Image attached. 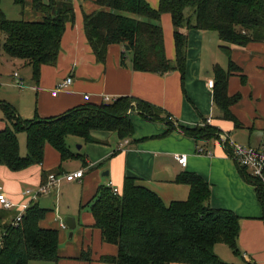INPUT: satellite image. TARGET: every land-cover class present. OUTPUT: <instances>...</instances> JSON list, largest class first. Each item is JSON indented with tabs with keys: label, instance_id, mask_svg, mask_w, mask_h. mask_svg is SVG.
I'll use <instances>...</instances> for the list:
<instances>
[{
	"label": "crops",
	"instance_id": "0c3cea01",
	"mask_svg": "<svg viewBox=\"0 0 264 264\" xmlns=\"http://www.w3.org/2000/svg\"><path fill=\"white\" fill-rule=\"evenodd\" d=\"M146 1L152 8H159L160 0ZM74 7L75 22L67 24L58 62L55 66L43 65L38 80L34 78L31 66L12 60L4 52L0 61V101L10 103L23 119L31 120L58 116L88 103L99 104L105 96L113 99L130 96L161 108L165 120L149 121L131 111L134 134L130 139L121 140L110 131H93L91 136L95 142L80 138L82 145L77 151L69 146L71 151L81 154L84 161L71 159L62 162L60 153L46 144L44 161L40 165L20 172L0 166V192L20 205L28 199L24 196L25 190L37 189L47 183L48 176L55 174L54 171L70 174L83 170L81 179L62 181L68 189H80L75 197L66 201L59 186L34 201L50 210L41 226L59 230L60 259L54 264H113L103 262L101 258L116 256L118 248L102 241L101 231L94 227L95 219L90 210L98 189L110 186L122 192L125 178L135 177L139 185L155 192L168 205L173 201H185L190 195L189 185L174 182L177 175L185 171L196 173L211 186L209 205L214 209L230 210L241 219L238 238L241 255L225 261L264 264L263 208L255 187L242 177L240 166L229 155L231 147L224 141L226 136L252 147H258L264 141V43L233 46L228 57L221 50L222 41L217 32L191 30L184 80L179 71L161 76L135 71L129 61V66L123 67L122 45L110 46L106 61L99 62L84 31V14H91L100 7L94 0H75ZM23 17L25 20L42 19V15L33 10L30 0ZM162 25L166 55L174 62L176 49L170 14H163ZM229 58L240 68L229 77L226 88L229 97H240L229 108L232 118L224 116L214 101V87H209V81H216L214 68L219 66L227 70ZM7 67L13 72L8 74L9 78L1 73V69ZM16 73L18 77H15ZM69 76L73 83L54 96L57 84ZM19 80L24 83L23 88L17 86ZM166 115L172 118L171 123L166 120ZM206 123L215 127L219 135L195 139L179 130L181 126L196 128ZM6 127L0 108V131ZM21 137L26 142V134L20 135V141ZM176 154L187 155L186 167L177 162ZM106 172L108 175L104 176ZM43 174L48 176L43 178ZM2 212L0 206V215ZM15 212L18 214L16 208L11 210V213ZM61 214H69L67 217L76 220L72 238H67L63 232L68 227L61 228V223L66 225ZM220 245L215 246L217 254L219 250L223 252Z\"/></svg>",
	"mask_w": 264,
	"mask_h": 264
},
{
	"label": "trees",
	"instance_id": "16d2710c",
	"mask_svg": "<svg viewBox=\"0 0 264 264\" xmlns=\"http://www.w3.org/2000/svg\"><path fill=\"white\" fill-rule=\"evenodd\" d=\"M0 0V30L5 34L4 52L12 59L31 66L36 80L43 65L55 66L68 23L75 22V0H30L41 20L8 19ZM28 0H13L22 14ZM99 10L84 14V31L97 60L104 63L109 47L122 45L121 65L135 71L164 76L179 71L185 78L188 34L191 30L217 32L221 50L230 57L233 46L264 43V0H160L152 8L146 0H94ZM163 14H170L174 26L176 60L167 58ZM129 47V50L126 48ZM130 56V58H129ZM129 61V65L127 63ZM240 68L229 58L227 70L214 68V101L224 116L232 118L229 108L239 95H227L229 77ZM7 127L0 131V166L20 172L44 161L46 144L61 155L62 162L84 161L69 148L71 136L95 142L93 131H110L121 140L130 139L134 125L130 112L136 111L149 121H162L164 111L146 101L121 96L112 102L70 109L50 118L23 119L16 108L0 101ZM166 120L172 122L169 115ZM186 136L208 139L219 135L209 123L196 128L179 127ZM26 134L27 154H21L20 135ZM246 182L255 187L264 213V181L239 167ZM55 174L60 175L62 173ZM43 174V178H46ZM126 177L122 192L101 186L90 204L94 227L104 243L117 246L116 256H103L113 264H233L219 258L218 244L227 245L240 256L238 238L241 219L230 210L209 205L211 186L198 174L182 172L178 184L190 186L185 201H164L150 189ZM2 208V207H1ZM3 209V208H2ZM0 215V264L55 262L59 256V230L45 228L41 222L49 209L33 202L19 225L17 213L3 209ZM11 217V218H10ZM11 219V220H10Z\"/></svg>",
	"mask_w": 264,
	"mask_h": 264
},
{
	"label": "built area",
	"instance_id": "2783aa9c",
	"mask_svg": "<svg viewBox=\"0 0 264 264\" xmlns=\"http://www.w3.org/2000/svg\"><path fill=\"white\" fill-rule=\"evenodd\" d=\"M15 77H18V74H15ZM73 83V78L69 76L63 82L57 84L53 95L56 96L58 92L65 89L69 85ZM17 86L19 88H23L24 83L22 81L17 82ZM209 87H214V81H209ZM89 97H86L88 99ZM104 102H112L114 101L113 98L109 96H105ZM172 119V118H170ZM224 141L226 144H229L231 147L230 157L233 158L237 164L243 168H246L249 173L254 176L262 179L264 181V141L258 147H252L249 145L239 144L233 140H230L228 137H224ZM200 152H203V149H199ZM175 159L177 162L182 166L186 167L188 163V157L185 154H176ZM84 175L83 170H79L74 173L70 174H50L48 176L47 183L39 186L37 189H28L25 190L24 196L28 199L21 203L20 205H16L9 200L7 195L1 191L0 192V206L3 209L11 210L15 209L18 211L17 216L13 220V225L17 226L22 221L24 215L26 214L28 208L30 207L31 203L36 201L40 196L49 194L53 188H58L62 181L73 182L81 179ZM115 193H118L119 190L117 188H113ZM61 228L66 229L67 226L64 223H61Z\"/></svg>",
	"mask_w": 264,
	"mask_h": 264
},
{
	"label": "rangeland",
	"instance_id": "374dc122",
	"mask_svg": "<svg viewBox=\"0 0 264 264\" xmlns=\"http://www.w3.org/2000/svg\"><path fill=\"white\" fill-rule=\"evenodd\" d=\"M2 9L5 12L6 16L8 19H12V20H19V19H24L22 11L19 7H17L13 0H4L2 3ZM5 42V34L0 30V61H2L4 56V49H3V45ZM11 68H5V69H1V73L4 75V77L9 78L10 76H8V74H12L13 72H10ZM22 140L21 142V154L23 156H25L27 154V149L25 147V139L23 137H21ZM80 138L79 137H74L71 136L68 138V145L70 146V148L74 151H77V149H79V146H81L82 144L80 143ZM79 142V143H78ZM68 186L66 183H62L59 187L60 193L61 194H65V200L68 201L69 198L71 199V196L75 197L74 194H78V192L80 191V189H77V187H72L69 188L68 190ZM49 199H51V197H49ZM64 200V199H63ZM62 215V214H61ZM69 214H63V218L65 219V217H67ZM65 234H67V238H69L71 230L68 228L66 230L63 231ZM73 239H68V241H72ZM220 248H223V252L219 250V253L217 254L219 256V258L223 261H225V259H233L234 258V253L233 251L227 246V245H220ZM227 263H230L228 261H225ZM30 264H54V262H44V261H33Z\"/></svg>",
	"mask_w": 264,
	"mask_h": 264
},
{
	"label": "water",
	"instance_id": "95a60500",
	"mask_svg": "<svg viewBox=\"0 0 264 264\" xmlns=\"http://www.w3.org/2000/svg\"><path fill=\"white\" fill-rule=\"evenodd\" d=\"M126 49L129 50V47H127ZM106 175H108L107 172L104 173V176H106ZM65 223H66L67 227L71 230L70 237L72 238L73 232L77 227L76 220L73 217H67V218H65Z\"/></svg>",
	"mask_w": 264,
	"mask_h": 264
}]
</instances>
